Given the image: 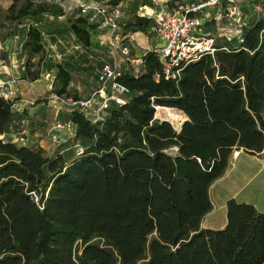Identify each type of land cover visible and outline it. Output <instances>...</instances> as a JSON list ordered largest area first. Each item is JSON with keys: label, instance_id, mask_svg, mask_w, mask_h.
I'll return each instance as SVG.
<instances>
[{"label": "trees", "instance_id": "trees-1", "mask_svg": "<svg viewBox=\"0 0 264 264\" xmlns=\"http://www.w3.org/2000/svg\"><path fill=\"white\" fill-rule=\"evenodd\" d=\"M181 1L168 5L208 0ZM50 7L0 0V32L11 37ZM244 24L236 47L225 41L175 80L164 77L156 54L144 52L135 73L117 78L131 98L110 105L103 118L68 111L64 123L75 127L71 142L80 145L69 162L14 143L11 130L26 113L0 99V264H264V213L252 205L229 200L222 229L200 226L212 210L209 188L232 151L264 150V19L250 16ZM154 25L138 14L120 22L144 36ZM94 27L78 16L68 28L87 48ZM43 39L39 27L26 25L22 79L33 83L54 69V93L78 100L69 90L72 72L52 64ZM170 109L185 116L178 128L154 118Z\"/></svg>", "mask_w": 264, "mask_h": 264}, {"label": "rangeland", "instance_id": "rangeland-1", "mask_svg": "<svg viewBox=\"0 0 264 264\" xmlns=\"http://www.w3.org/2000/svg\"><path fill=\"white\" fill-rule=\"evenodd\" d=\"M33 2H49L51 4V9L41 16L43 20L42 28L44 32L43 43L45 45L48 55H50V60L52 64L61 63L73 74V80L70 84L69 90L71 95L76 96L80 100H87L93 93L94 89L92 84H97V75L100 71L101 65L106 62L111 61L110 52L112 50V37L119 35L122 38L123 34L131 35L133 32L121 29L116 32L107 26H102L100 24V19L94 18L92 22L95 25L93 30L89 29L90 33V43L89 47L83 46L81 43L76 41L71 31L69 30V25L75 20L76 16H80L86 19L85 13H81L80 4L85 6L98 4L104 10H109L111 6L107 3L108 0H31ZM170 0H167L166 9L171 10L172 5H168ZM182 4L189 6L191 0H183ZM120 8L122 13L129 19L135 14L148 12L150 13V8H152V3L150 0H121ZM144 5L147 9H144ZM237 8L239 9L246 19L250 16L256 19H264V0H223L221 6L217 9L211 8L206 13L209 17L204 20L203 33L209 35L215 39L216 47H222L225 45V36L231 35V45L236 47L239 42V38L235 37L236 26L233 21L228 17V11ZM87 12V10H86ZM91 16L93 14H90ZM219 15L218 20H214L213 17ZM75 17V18H74ZM41 18V19H42ZM61 18V19H60ZM96 21V22H95ZM59 25V26H58ZM49 26V28H47ZM58 26V27H57ZM57 27V28H56ZM48 29V30H47ZM151 35L136 37V44L130 46L131 53L130 57L126 59L124 56L118 54L116 56V61L120 72H127L128 70L137 71L135 64L131 63L132 60L140 58L144 49L137 47V41L141 38L144 42V46L156 47L160 45L157 34L152 30ZM47 35V36H46ZM225 35V36H224ZM46 36V37H45ZM140 37V38H139ZM8 61V59H7ZM130 61V62H129ZM10 64V61H8ZM25 64V63H24ZM55 70L47 72L33 90V94H30V98L33 100V105L27 104L26 106L22 104L21 112H25L26 116L15 124L11 132L16 133L13 138L17 139L19 137L25 138L24 145L35 144V139L32 138L30 130L36 132L40 130L46 136L44 143L48 144L46 146L48 154L52 151L56 152L59 145H61L60 150L63 151V155L67 162L73 160L80 153V145L78 143L71 142L70 130L64 129L60 132L55 130L56 123H66V113L68 110L61 105L54 104L53 96H57L54 93V84L50 85V82H54ZM50 75L49 78L46 77ZM23 77V74L22 76ZM93 89V90H92ZM127 99L131 98L130 94L126 95ZM22 98H15L12 102L15 104H20L18 102ZM40 101L43 105H37L36 102ZM99 99H96L94 104L86 112V117L89 119H96L98 115L95 114V110L98 107ZM14 107V106H13ZM21 109V108H20ZM93 111V112H92ZM109 110L104 111L99 115L103 118ZM155 117L158 120L169 121L173 124L175 128L179 127L182 123L181 114L175 110L170 109L168 112H155ZM65 134V135H64ZM12 135V134H11ZM37 137H41L37 134ZM68 139V144L63 146L62 139ZM39 139V138H38ZM49 139V140H47ZM66 142V143H67ZM20 145V144H18ZM36 145V144H35ZM38 145V144H37ZM70 146V150L68 149ZM236 150H233L230 157H234ZM53 152V153H54ZM261 164L264 166V154L260 157ZM245 161L241 160V162ZM252 163V162H251Z\"/></svg>", "mask_w": 264, "mask_h": 264}, {"label": "built area", "instance_id": "built-area-1", "mask_svg": "<svg viewBox=\"0 0 264 264\" xmlns=\"http://www.w3.org/2000/svg\"><path fill=\"white\" fill-rule=\"evenodd\" d=\"M161 6L167 4V0H150ZM221 0H208L206 3L190 6L187 8L178 7L174 10L161 9L155 13L152 19L155 21L153 31L157 34L160 42L159 46L147 47L144 52H153L159 58L163 66L164 77L166 79H177L181 68L188 63L198 59L202 55H213L215 49V39L203 33L204 20L209 17L207 9L215 8ZM163 6V5H162ZM81 13H85L86 20L92 24L94 18L98 16L102 26L109 27L112 32L120 30V22L123 20V13L120 5L111 6L109 10H104L98 4L85 6L80 4ZM146 9V6L143 7ZM87 10V12H86ZM190 13H203L201 17L191 16ZM90 14H93L92 16ZM140 17L150 18L152 13H139ZM228 17L236 26L235 37L241 38V30L244 27L246 17L243 13L233 8L228 11ZM219 19V15L213 17ZM96 22V21H95ZM225 36V35H224ZM231 35L225 36L227 42L231 41ZM136 44L135 34L125 35L122 38L119 35L112 37V50L110 52L111 61L101 66L97 75V86L87 100H76L71 96H53V103L64 106L68 111L79 110L84 115L99 99L98 107L94 111L99 119V115L106 111L110 105H123L125 97L129 94L128 90L117 82L121 75L116 61L118 54L129 57V47ZM135 66L142 64L141 58L131 61ZM158 80V76H155ZM16 98L14 81L0 80V99L12 102ZM93 112V111H92ZM156 119V117H154ZM68 124L56 123L55 130L60 132ZM16 144L24 145L25 138H13Z\"/></svg>", "mask_w": 264, "mask_h": 264}, {"label": "crops", "instance_id": "crops-1", "mask_svg": "<svg viewBox=\"0 0 264 264\" xmlns=\"http://www.w3.org/2000/svg\"><path fill=\"white\" fill-rule=\"evenodd\" d=\"M151 3L153 7L148 9L150 10V13H152V16L150 18H152L154 14L159 12L161 9H166V5L159 6L156 3ZM146 13L148 12L146 11ZM41 16H44V14L37 17L25 19L21 26H18L13 30L11 37L4 38L2 32H0V80L14 81L16 98L23 97V99L19 100L18 102H20V104H15L13 109L16 112L20 113L21 110H23L22 104H24L25 106L27 104H34L32 102L33 100L30 98V94H33L32 92L36 88L37 84L43 80L42 79L37 80L33 83H27L21 77L24 71V63L27 59L26 52L22 48L25 27L29 23L34 24L37 27L41 26V21L43 20ZM47 28H49V26ZM40 30L44 35L45 31H43L42 28H40ZM133 34H135L136 37L144 36L140 33ZM143 44L144 42L140 38L139 41H137V47H139L140 49H146L147 47H149H145V44ZM49 57L51 56L49 55ZM7 59L8 61H10V64L8 63ZM49 76L50 75H47L46 80L47 78H49ZM52 84L53 82H50L49 86L51 87ZM96 86L97 84H92L93 88H96ZM36 104L38 106L43 105V103H40V101H37ZM181 117L183 122L185 120V116L181 115ZM180 125L181 124H179V126ZM65 129L70 130V134L72 135L70 138L72 140L75 127L69 124ZM37 134H40L41 137H37ZM31 136L32 138H36L34 143L36 145L38 144L37 146H39L45 153L48 154L46 148L48 147L46 146L48 144L44 143V141L46 140V136L44 135V133L37 130L34 133L32 132ZM68 138L69 137H67L66 139H62L63 146H66L64 144H68ZM60 147L61 145H59L56 152L52 151L48 156H52L57 152L63 154V151L60 150ZM70 148L71 147L68 146V149L66 150H70ZM234 153V157L229 158L228 167L223 176L216 180L209 188V197L212 204V210L202 219L200 225L202 229L220 230L225 226L226 203L229 200H234L238 203L250 204L258 212L264 213V166L261 164V159L258 158L264 154V150L256 155L246 154L242 150H236ZM244 159L245 161L241 162V160Z\"/></svg>", "mask_w": 264, "mask_h": 264}, {"label": "water", "instance_id": "water-1", "mask_svg": "<svg viewBox=\"0 0 264 264\" xmlns=\"http://www.w3.org/2000/svg\"><path fill=\"white\" fill-rule=\"evenodd\" d=\"M165 121V120H164Z\"/></svg>", "mask_w": 264, "mask_h": 264}]
</instances>
